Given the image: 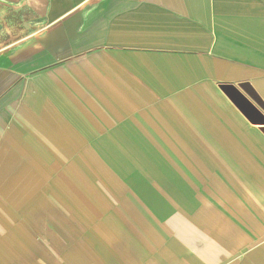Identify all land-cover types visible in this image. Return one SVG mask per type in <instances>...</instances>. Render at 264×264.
I'll list each match as a JSON object with an SVG mask.
<instances>
[{
	"label": "crops",
	"instance_id": "obj_1",
	"mask_svg": "<svg viewBox=\"0 0 264 264\" xmlns=\"http://www.w3.org/2000/svg\"><path fill=\"white\" fill-rule=\"evenodd\" d=\"M264 0H0V264H264Z\"/></svg>",
	"mask_w": 264,
	"mask_h": 264
},
{
	"label": "water",
	"instance_id": "obj_2",
	"mask_svg": "<svg viewBox=\"0 0 264 264\" xmlns=\"http://www.w3.org/2000/svg\"><path fill=\"white\" fill-rule=\"evenodd\" d=\"M226 95L231 101L248 117H246L252 123H260L264 125V116L260 113L249 101H247L235 88L223 87Z\"/></svg>",
	"mask_w": 264,
	"mask_h": 264
}]
</instances>
